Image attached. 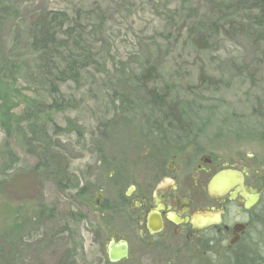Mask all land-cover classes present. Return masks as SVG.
Returning <instances> with one entry per match:
<instances>
[{
  "label": "rangeland",
  "instance_id": "rangeland-1",
  "mask_svg": "<svg viewBox=\"0 0 264 264\" xmlns=\"http://www.w3.org/2000/svg\"><path fill=\"white\" fill-rule=\"evenodd\" d=\"M257 1L0 0V264H150L129 212L109 207L152 164L177 152L179 165L244 154L264 167ZM60 19L81 70L46 103L33 39ZM111 240L129 257L110 263ZM257 251L254 264L264 229Z\"/></svg>",
  "mask_w": 264,
  "mask_h": 264
},
{
  "label": "flooded vegetation",
  "instance_id": "flooded-vegetation-1",
  "mask_svg": "<svg viewBox=\"0 0 264 264\" xmlns=\"http://www.w3.org/2000/svg\"><path fill=\"white\" fill-rule=\"evenodd\" d=\"M180 157L175 152L168 163L152 164L151 179L130 185L109 207L120 215L129 212L139 239L154 253L142 259L150 264H254L264 229L263 164L244 154L228 161L202 154L184 165ZM99 194L95 207L101 204Z\"/></svg>",
  "mask_w": 264,
  "mask_h": 264
},
{
  "label": "trees",
  "instance_id": "trees-1",
  "mask_svg": "<svg viewBox=\"0 0 264 264\" xmlns=\"http://www.w3.org/2000/svg\"><path fill=\"white\" fill-rule=\"evenodd\" d=\"M249 7L253 8V10L256 9L260 13L258 25L260 28H264V0H258L256 4H252ZM62 14L64 13H61L62 17L66 16V14ZM54 15H56V13H54ZM63 21V19L59 21L60 30H54L51 33L47 32V30H43L33 39L34 47L38 50V58L41 61L38 70L39 75L42 79H45L46 83L49 84L48 88L51 89L46 103L49 102V98H53L59 93V85L55 83L56 80H72L80 76L81 68L79 56L73 49L76 42L72 39L70 29H66V31L62 30ZM155 70L156 67L151 65L149 70L145 73L147 75L144 74L141 78L143 80L144 78L148 79V77L153 76ZM150 96L152 100H158L159 98L160 100L164 99L154 89L150 91ZM52 104L53 100L51 105ZM51 105H47V109L51 108ZM8 111L9 108L5 106L3 112ZM38 114H40V110L36 108L33 109L29 117H34L35 120ZM86 190L87 189H82L79 195L86 196ZM69 256H75V251L73 249H69ZM72 260V264H77L75 259Z\"/></svg>",
  "mask_w": 264,
  "mask_h": 264
},
{
  "label": "water",
  "instance_id": "water-1",
  "mask_svg": "<svg viewBox=\"0 0 264 264\" xmlns=\"http://www.w3.org/2000/svg\"><path fill=\"white\" fill-rule=\"evenodd\" d=\"M225 172H222V174L218 175V177L224 175ZM101 197V194H99L98 198ZM108 258L111 262H119L125 258L129 257V244L127 241H119L116 242L115 240H111L108 245L107 249ZM259 264H264V261L260 262Z\"/></svg>",
  "mask_w": 264,
  "mask_h": 264
}]
</instances>
